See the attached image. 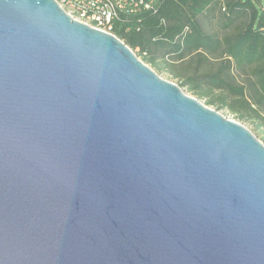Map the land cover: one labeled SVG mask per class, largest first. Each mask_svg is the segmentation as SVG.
I'll use <instances>...</instances> for the list:
<instances>
[{
    "label": "water",
    "instance_id": "obj_1",
    "mask_svg": "<svg viewBox=\"0 0 264 264\" xmlns=\"http://www.w3.org/2000/svg\"><path fill=\"white\" fill-rule=\"evenodd\" d=\"M0 264H264V143L57 0H0Z\"/></svg>",
    "mask_w": 264,
    "mask_h": 264
},
{
    "label": "trees",
    "instance_id": "obj_2",
    "mask_svg": "<svg viewBox=\"0 0 264 264\" xmlns=\"http://www.w3.org/2000/svg\"><path fill=\"white\" fill-rule=\"evenodd\" d=\"M146 1L111 32L155 71L178 66L209 104L264 120V0Z\"/></svg>",
    "mask_w": 264,
    "mask_h": 264
},
{
    "label": "built area",
    "instance_id": "obj_3",
    "mask_svg": "<svg viewBox=\"0 0 264 264\" xmlns=\"http://www.w3.org/2000/svg\"><path fill=\"white\" fill-rule=\"evenodd\" d=\"M74 18L111 32L113 21L120 17L122 10L136 12L137 7L150 4L146 0H57ZM112 33V32H111Z\"/></svg>",
    "mask_w": 264,
    "mask_h": 264
},
{
    "label": "rangeland",
    "instance_id": "obj_4",
    "mask_svg": "<svg viewBox=\"0 0 264 264\" xmlns=\"http://www.w3.org/2000/svg\"><path fill=\"white\" fill-rule=\"evenodd\" d=\"M149 66H151V65H149ZM152 68L155 70V67L152 66ZM157 73L160 74L163 78H165L167 80L173 81V82H175L177 84L180 83L179 81L175 80L167 72H161V71L158 70ZM182 89L187 94L198 98L201 102H203L204 104L208 105L209 107L218 110L223 115H225L227 118H230V119H233V120H236V121L242 123L247 128H249L257 136V138L259 140H261L264 143V120L256 118V117L250 118L249 116H247V118H245V119H242V118L239 117L237 112L233 111L231 108H229L227 106L218 107L216 104H209V102H208L209 97H201V96H199L196 92L190 90L188 86H182ZM218 93H216V94H218Z\"/></svg>",
    "mask_w": 264,
    "mask_h": 264
},
{
    "label": "crops",
    "instance_id": "obj_5",
    "mask_svg": "<svg viewBox=\"0 0 264 264\" xmlns=\"http://www.w3.org/2000/svg\"><path fill=\"white\" fill-rule=\"evenodd\" d=\"M162 67H164V65H162ZM177 68H179L178 66L175 65V67H173L172 69H174V71H171V68L169 67L168 69L164 67V71L162 72H167L168 74H170L175 80L179 81L180 83L182 81H184V79L186 78V75L183 74L182 72L180 73L179 70H177Z\"/></svg>",
    "mask_w": 264,
    "mask_h": 264
}]
</instances>
